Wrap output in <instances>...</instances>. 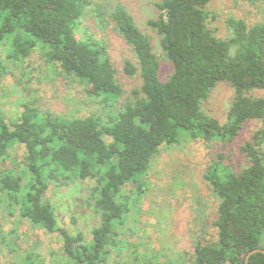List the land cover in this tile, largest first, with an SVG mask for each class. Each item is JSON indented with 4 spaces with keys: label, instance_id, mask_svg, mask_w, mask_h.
<instances>
[{
    "label": "trees",
    "instance_id": "1",
    "mask_svg": "<svg viewBox=\"0 0 264 264\" xmlns=\"http://www.w3.org/2000/svg\"><path fill=\"white\" fill-rule=\"evenodd\" d=\"M211 1L155 2L158 15L147 24L161 38V55L126 6L113 4L106 13L104 5L92 8L100 25H112L136 57L137 65L126 60L125 70L138 74L142 84L121 101L126 90L108 43L86 32L76 35L90 0H0V45L7 48L0 57V82L8 71L7 59L20 65L40 49L57 76L82 84L102 104L98 113L62 116L23 101L20 116L11 120L0 109V258L47 264L37 248L19 245L17 225L4 229L7 216H18L61 233L64 252L51 264H102L126 224L132 203L129 186L143 192L161 146L186 137L227 144L246 122L264 123V94H251L264 90V19L249 25L229 16V34L221 37L209 24ZM163 60L171 65L165 80ZM221 82L235 92L224 122L203 109ZM241 150L248 162L240 171L214 160L205 173L219 199L212 221L217 233L195 239L188 264H264V124ZM76 182L88 184L100 215L90 240L60 226L56 206L47 196L51 184L62 188ZM197 202L201 212L203 201ZM258 248L262 250L247 261L248 253Z\"/></svg>",
    "mask_w": 264,
    "mask_h": 264
},
{
    "label": "rangeland",
    "instance_id": "2",
    "mask_svg": "<svg viewBox=\"0 0 264 264\" xmlns=\"http://www.w3.org/2000/svg\"><path fill=\"white\" fill-rule=\"evenodd\" d=\"M156 1L90 0L91 4L76 31L78 37L86 32L110 46L117 78L126 90L121 101L133 88L142 84L138 74L130 75L125 70L126 60L137 65L136 57L112 25H100L99 14L92 8L104 5L102 11L106 13L113 4L126 6L138 27L151 37L154 50L161 55V38L147 24L149 18L158 15ZM207 8L211 13L209 24L221 37L229 34V16L244 19L249 25L264 19V0H212ZM6 50V45H0V57L6 55ZM6 63L8 71L0 82V109L8 120L20 116L24 109L23 101L37 102L43 109L62 116H85L102 111V104L89 97L82 84H70L57 76L40 49L33 50L20 65L12 64L9 59ZM170 70L171 65L163 60V80L167 79ZM234 94L230 84L219 83L203 103L204 111L221 122L226 121ZM251 94L259 96L264 94V90H252ZM263 124L257 119L246 122L236 140L227 144L220 140L186 137L178 144L161 146L146 174L143 192L139 193L137 186H129L132 188L128 189L132 203L126 224L121 229L118 245L111 248L102 264H188L194 252L195 239L200 235L211 238L217 233L212 221L217 215L219 199L205 179L206 171L214 160L222 161L235 171L243 169L248 159L241 146ZM182 132L184 135L186 131ZM17 148L16 153L20 151ZM19 156L16 158L20 160ZM47 196L56 206L61 227L73 234L81 232L87 240L93 237L92 230L100 224V215L93 207L94 200L89 197L88 184L76 182L62 188L51 184ZM199 199L203 201L201 212L197 209ZM5 223H8L5 230L17 225L19 245L37 248L47 264L62 257L64 241L59 231L48 232L22 221L18 216H7V221H2L3 225ZM17 259L3 256L0 264H18Z\"/></svg>",
    "mask_w": 264,
    "mask_h": 264
},
{
    "label": "water",
    "instance_id": "3",
    "mask_svg": "<svg viewBox=\"0 0 264 264\" xmlns=\"http://www.w3.org/2000/svg\"><path fill=\"white\" fill-rule=\"evenodd\" d=\"M260 250H262V249L258 248V249H255V250L250 251V252L248 253V255H247V261H248V258L250 257V255H252V254L255 253L256 251H260Z\"/></svg>",
    "mask_w": 264,
    "mask_h": 264
}]
</instances>
